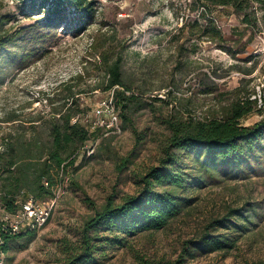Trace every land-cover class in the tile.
Returning <instances> with one entry per match:
<instances>
[{
    "label": "rangeland",
    "instance_id": "1",
    "mask_svg": "<svg viewBox=\"0 0 264 264\" xmlns=\"http://www.w3.org/2000/svg\"><path fill=\"white\" fill-rule=\"evenodd\" d=\"M90 4L84 6L83 13L91 14L86 19L70 9L67 24L59 19L45 27L47 8L29 13L22 0H0V44H6L0 48V150L2 138L21 128L6 119L48 113L45 94L59 85L86 92L79 96L87 109L83 122H96L97 106L111 95L104 85L103 56L123 57L125 81L140 99L129 103L125 118L118 111L115 126L100 128L99 139L84 148L58 184L50 221L33 235L10 241L5 264H69L95 209L138 196L149 171L163 167L171 136L166 120L176 111L196 119L215 117L235 89L255 91L257 98L263 90L264 0H245L240 11L209 9L200 0H86ZM206 9L225 42L204 32L211 24L200 17ZM212 83L214 94L205 95V85ZM260 120L254 113L243 124ZM172 153L180 157L174 170L190 175V188L177 190L186 198L180 216L164 230L126 236L121 244L96 242L95 259L80 264H172L181 257L184 264L264 263V139L237 166L219 162L204 169L202 159ZM234 210L238 216L229 217ZM224 218L230 220L228 229L210 227ZM206 232L227 236L233 244L225 251H197L189 259L184 249L195 248L190 242ZM98 235L114 238L104 228Z\"/></svg>",
    "mask_w": 264,
    "mask_h": 264
},
{
    "label": "trees",
    "instance_id": "2",
    "mask_svg": "<svg viewBox=\"0 0 264 264\" xmlns=\"http://www.w3.org/2000/svg\"><path fill=\"white\" fill-rule=\"evenodd\" d=\"M22 1L29 13L48 9L49 16L45 27L58 25L59 19L67 24V12L70 9L82 12L83 19H86L88 15L91 16L90 13H83L84 6L86 8L91 6V4L86 5V0ZM200 1L208 8L213 5L214 7L233 6L240 11L245 0ZM200 17L204 20L208 18L211 23L208 30L204 32H208L212 39L214 37L220 42H225L224 37L214 25V18L208 15L207 9L206 12L201 13ZM196 23L198 25V21ZM5 46L6 44H0L2 49ZM103 59L105 89L108 91L115 89L114 104L125 118L124 113L127 112L129 103L140 100L139 96L131 94L130 83L125 81L123 57L117 56L109 60L103 56ZM205 89V95H213L215 83L205 85ZM83 93L86 92H76L72 85H59L52 92L45 94L44 100L51 108L48 113L40 112L28 119L26 117L23 119L24 115L13 114L6 119V122H19L18 127L21 128L18 130L19 133H11L2 138L0 210L15 214L30 197L44 201L53 199L56 196L58 184L68 173L69 168L75 166L79 154L86 146L99 139L100 128L91 131L89 126L80 120L73 123L75 118L82 119L87 112L79 97ZM232 93L233 98L230 103L224 106L221 114H216L215 117L204 119H196L191 115L186 117L179 109L172 120H166L171 136L164 148L163 167L149 171L143 178L144 189L138 196L127 197L120 205L109 200L101 209H95L94 216L84 224L81 230V243L73 249L69 264H80L82 261L84 263L95 259L96 242L116 241L121 244L126 236L164 230L180 216L185 209L186 198L180 196L177 190L186 191L190 188V175L181 168L174 170L180 157L172 152L184 153L188 157L194 155L195 162L202 159L204 169L216 168L219 162L237 166L248 160L249 153L254 151L257 144L264 139V83L259 98L255 91L248 92L242 87L235 89ZM158 101L161 102V100ZM254 113L262 116V120L252 126H245L244 120ZM128 160H124L121 170L125 168ZM92 205L95 207L94 204ZM238 213L240 211L234 210L229 217H237ZM229 221V218L216 220L210 227L228 229ZM103 228L113 235L112 240L103 239L98 235L99 230ZM34 233L2 235L5 237V245L1 249L6 253L10 241L21 235ZM190 243L197 246L192 250L184 249L189 259L195 258L197 251L204 254L225 251L231 247L233 241L227 236H215L206 232L198 242ZM77 251H80L78 255ZM184 263L185 260L181 257L172 264Z\"/></svg>",
    "mask_w": 264,
    "mask_h": 264
},
{
    "label": "built area",
    "instance_id": "3",
    "mask_svg": "<svg viewBox=\"0 0 264 264\" xmlns=\"http://www.w3.org/2000/svg\"><path fill=\"white\" fill-rule=\"evenodd\" d=\"M115 89L110 90L109 96L100 102L95 111L97 121L90 123L91 131L99 129L101 127H113L117 124L118 110L114 104V92ZM111 120L109 122L105 121ZM85 118H75L73 123H77L79 120L83 122ZM84 123V122H83ZM56 196L49 200H38L30 197L22 206L21 210L15 214L6 213L0 210V264H5L6 253L1 249L5 245V240L2 235H18L23 232H36L45 227L50 221L54 207H56Z\"/></svg>",
    "mask_w": 264,
    "mask_h": 264
}]
</instances>
